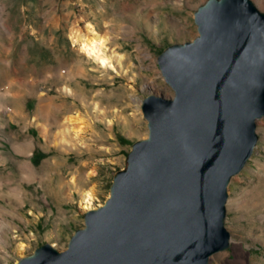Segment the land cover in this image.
<instances>
[{
  "label": "rangeland",
  "instance_id": "rangeland-1",
  "mask_svg": "<svg viewBox=\"0 0 264 264\" xmlns=\"http://www.w3.org/2000/svg\"><path fill=\"white\" fill-rule=\"evenodd\" d=\"M206 1L0 0V264L44 244L65 250L84 227L85 190L92 209L105 203L132 144L148 136L142 101L173 96L158 55L198 35L194 12ZM251 1L264 13V0ZM88 24L122 56L117 74L72 43L71 30ZM70 116L83 120L77 134ZM256 133L227 188L230 248L209 264H264V116Z\"/></svg>",
  "mask_w": 264,
  "mask_h": 264
},
{
  "label": "water",
  "instance_id": "water-1",
  "mask_svg": "<svg viewBox=\"0 0 264 264\" xmlns=\"http://www.w3.org/2000/svg\"><path fill=\"white\" fill-rule=\"evenodd\" d=\"M194 23L192 41L157 57L173 96L142 101L148 136L105 203L65 250L44 244L16 264H209L230 248L227 188L264 116V13L251 0H207Z\"/></svg>",
  "mask_w": 264,
  "mask_h": 264
},
{
  "label": "bare ground",
  "instance_id": "bare-ground-1",
  "mask_svg": "<svg viewBox=\"0 0 264 264\" xmlns=\"http://www.w3.org/2000/svg\"><path fill=\"white\" fill-rule=\"evenodd\" d=\"M70 38L72 43L79 46V51L86 58L92 60L99 68L113 73L118 72V69L121 68V55H108L105 51V39L98 34L95 28L88 24L84 30L75 27L70 32ZM68 125L78 124L79 129L76 131V134L81 130L83 120L78 116L68 117L66 120ZM64 133H68V130ZM60 140L64 142L62 137ZM94 201V193L92 189L85 190L82 194L80 207L88 211L92 209V202Z\"/></svg>",
  "mask_w": 264,
  "mask_h": 264
}]
</instances>
